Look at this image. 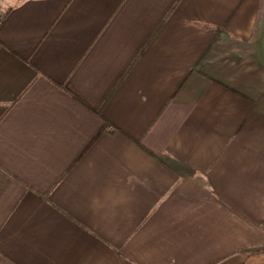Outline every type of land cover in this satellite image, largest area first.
Wrapping results in <instances>:
<instances>
[{"label":"crops","instance_id":"obj_1","mask_svg":"<svg viewBox=\"0 0 264 264\" xmlns=\"http://www.w3.org/2000/svg\"><path fill=\"white\" fill-rule=\"evenodd\" d=\"M263 251L264 0L6 10L0 264H254Z\"/></svg>","mask_w":264,"mask_h":264},{"label":"rangeland","instance_id":"obj_2","mask_svg":"<svg viewBox=\"0 0 264 264\" xmlns=\"http://www.w3.org/2000/svg\"><path fill=\"white\" fill-rule=\"evenodd\" d=\"M19 0H0V19L6 10L13 4L17 3ZM264 254V251L261 252ZM254 264H261L264 260V255L254 258Z\"/></svg>","mask_w":264,"mask_h":264}]
</instances>
